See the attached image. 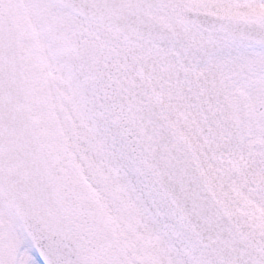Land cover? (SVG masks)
Here are the masks:
<instances>
[{"label": "snow or ice", "instance_id": "1", "mask_svg": "<svg viewBox=\"0 0 264 264\" xmlns=\"http://www.w3.org/2000/svg\"><path fill=\"white\" fill-rule=\"evenodd\" d=\"M0 264H264V0H0Z\"/></svg>", "mask_w": 264, "mask_h": 264}]
</instances>
